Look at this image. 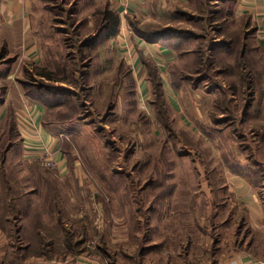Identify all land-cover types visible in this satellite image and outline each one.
Instances as JSON below:
<instances>
[{"label": "rangeland", "instance_id": "1", "mask_svg": "<svg viewBox=\"0 0 264 264\" xmlns=\"http://www.w3.org/2000/svg\"><path fill=\"white\" fill-rule=\"evenodd\" d=\"M109 7L35 0L28 33L0 34V189L29 195L21 226L0 198V264H264V0L128 1L134 27L119 13L83 54ZM37 92L67 176L23 154Z\"/></svg>", "mask_w": 264, "mask_h": 264}, {"label": "crops", "instance_id": "2", "mask_svg": "<svg viewBox=\"0 0 264 264\" xmlns=\"http://www.w3.org/2000/svg\"><path fill=\"white\" fill-rule=\"evenodd\" d=\"M34 1L35 0H0V34L5 32H11L15 34L28 33L30 28L29 20L31 18V2ZM93 1L107 2V4L109 3L111 6L109 8L120 13L121 15L123 14L122 16H124L125 13L122 12V9L124 8L123 6L125 3L128 1L137 2L138 0ZM20 23L22 25H20ZM27 102L26 110L23 111L24 114L19 115V131L21 132L20 134H23V154L26 153L27 155H31V149H50L53 152V158L57 161L60 173L63 174V176H67L70 171L67 169L68 166L66 165V157L62 152L59 140L52 136V133L45 127L43 121L44 108L42 103L38 101H31L29 99H27ZM21 127L25 129H22ZM1 190L2 189H0V191ZM26 194H28V191H25V195ZM8 203H11V197L9 198ZM23 219L26 220L27 218L24 215L18 218V224H20V226L23 225V222L25 221H23ZM9 237L10 236L6 235L5 230H2L0 227V258H5L9 253V250H11L10 247L6 249V242L9 241ZM1 264L7 263L3 261ZM242 264H251V262L245 260Z\"/></svg>", "mask_w": 264, "mask_h": 264}, {"label": "trees", "instance_id": "3", "mask_svg": "<svg viewBox=\"0 0 264 264\" xmlns=\"http://www.w3.org/2000/svg\"><path fill=\"white\" fill-rule=\"evenodd\" d=\"M111 9V8H110ZM106 9L104 14L102 16H99V20L98 22L95 21V23L97 22L95 28H98V34L96 36H94L90 41L88 42H84L82 43L83 45V54H85V50H87V48H90L92 45L94 46H97V44L101 43V39H102V36H103V33L106 34V36L108 35H111L112 33H114L113 30H117L118 29V26H119V23H120V15L118 12L116 11H113V9ZM124 16L127 18V21L134 27V24L131 22V15L129 13H125ZM129 19V20H128ZM100 26V27H99ZM137 32L139 33H145L144 32H141L142 30H136ZM148 34V38L150 42L152 43H156V42H162V41H166V42H171L169 41L170 40V37H168L167 34H161V33H158V34H154V35H151V33H147ZM222 47L223 48H227V49H223V50H228L229 47H231L228 43H226L225 41H223L222 43ZM37 91H41L42 93H46L42 87H38ZM37 92V94H34V95H31L33 99H35L36 101H42L44 103L45 102V98H50V100H52V102H54V99L52 96V94H44V95H40V93ZM48 102H51L47 99ZM240 172L243 173L242 170L238 169ZM2 175L4 178H6V174H5V170L2 172ZM250 179L252 181V177L250 176ZM7 180V179H6ZM8 182V181H7ZM9 183V182H8ZM219 190L218 189V193H219ZM5 191V192H4ZM13 194H15L13 196ZM3 197V201L4 203H7V205H4V209L6 207V210H10L11 207H12V202L14 201L16 206L19 204L18 202H20V200H28L29 198V195L26 194L25 195V192L22 191V189H20V191H14L12 188L8 187L7 190H5V187L2 188V190L0 191V198ZM11 197V203H8V200L9 198ZM6 201V202H5ZM11 205V206H10ZM10 209H9V208ZM18 207V206H17ZM18 214H17V217L14 218V224L15 223H18V218L22 215H24V211H25V208L21 206L18 207ZM10 221L11 223H13V220L8 217L7 221ZM26 229H21V232L20 234L17 236L19 239L22 238L21 235H23V238L26 236ZM18 232V231H17ZM42 232V231H41ZM41 232H37V237H38V240H37V243L38 245L43 249V251H40L41 254L37 255L39 257H43V258H46L48 257V255H53L52 252H54L55 250V244H56V241L53 239V238H47L46 236H44V234H42ZM25 233V234H24ZM44 236V237H43ZM31 249V245H26V247L24 248L25 252H29ZM21 247H14L12 249V251L14 253H18L20 252ZM11 250H9L10 252ZM54 256V255H53ZM52 256V257H53ZM8 257V255H7ZM5 257V258H7ZM50 257V256H49ZM50 260V258H48ZM47 259V260H48ZM6 263V262H5ZM22 264H25V263H22Z\"/></svg>", "mask_w": 264, "mask_h": 264}, {"label": "built area", "instance_id": "4", "mask_svg": "<svg viewBox=\"0 0 264 264\" xmlns=\"http://www.w3.org/2000/svg\"><path fill=\"white\" fill-rule=\"evenodd\" d=\"M39 157L45 166H57V161L53 158V152L50 149H44V151L40 153Z\"/></svg>", "mask_w": 264, "mask_h": 264}]
</instances>
